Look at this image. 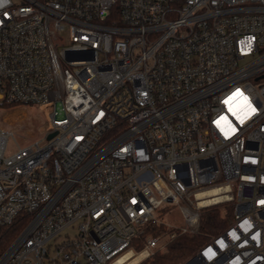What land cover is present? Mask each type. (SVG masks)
I'll list each match as a JSON object with an SVG mask.
<instances>
[{
	"label": "built area",
	"instance_id": "1",
	"mask_svg": "<svg viewBox=\"0 0 264 264\" xmlns=\"http://www.w3.org/2000/svg\"><path fill=\"white\" fill-rule=\"evenodd\" d=\"M15 104L46 125L0 127V230L26 214L0 264H141L200 235L176 264H264V0H0Z\"/></svg>",
	"mask_w": 264,
	"mask_h": 264
},
{
	"label": "rangeland",
	"instance_id": "2",
	"mask_svg": "<svg viewBox=\"0 0 264 264\" xmlns=\"http://www.w3.org/2000/svg\"><path fill=\"white\" fill-rule=\"evenodd\" d=\"M46 114V107L39 108L22 104L4 106L0 108V127L14 131L19 137V142H27L41 136L46 125ZM14 146L15 139L9 136L7 147L12 149ZM165 220L169 223H180V218L176 214L167 215ZM158 254L164 253H155L152 259Z\"/></svg>",
	"mask_w": 264,
	"mask_h": 264
},
{
	"label": "trees",
	"instance_id": "3",
	"mask_svg": "<svg viewBox=\"0 0 264 264\" xmlns=\"http://www.w3.org/2000/svg\"><path fill=\"white\" fill-rule=\"evenodd\" d=\"M26 214L20 213L14 222L9 226H4L0 230V252L8 245V243L14 238L22 225L25 223ZM224 219L220 218V213L215 211H209L204 213L202 217L201 229L203 232L215 233L225 224ZM205 239L204 236H197L193 238L180 237L172 242L168 248V252L164 254H158L154 259L143 262L141 264H176L180 257L184 255V251L193 243L201 242ZM191 242V244H190Z\"/></svg>",
	"mask_w": 264,
	"mask_h": 264
},
{
	"label": "snow or ice",
	"instance_id": "4",
	"mask_svg": "<svg viewBox=\"0 0 264 264\" xmlns=\"http://www.w3.org/2000/svg\"><path fill=\"white\" fill-rule=\"evenodd\" d=\"M254 111H255V109H252V112H254ZM250 114H251V113H249V115H250ZM232 131H235V129H233ZM225 134L227 135V134H229V133L226 132Z\"/></svg>",
	"mask_w": 264,
	"mask_h": 264
},
{
	"label": "water",
	"instance_id": "5",
	"mask_svg": "<svg viewBox=\"0 0 264 264\" xmlns=\"http://www.w3.org/2000/svg\"><path fill=\"white\" fill-rule=\"evenodd\" d=\"M52 134H49L48 137H51Z\"/></svg>",
	"mask_w": 264,
	"mask_h": 264
}]
</instances>
